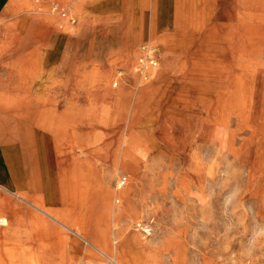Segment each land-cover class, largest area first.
I'll return each instance as SVG.
<instances>
[{"label": "crops", "instance_id": "1", "mask_svg": "<svg viewBox=\"0 0 264 264\" xmlns=\"http://www.w3.org/2000/svg\"><path fill=\"white\" fill-rule=\"evenodd\" d=\"M247 8L250 17L264 1L0 0V249H76L72 264H102L99 253L114 264H167L170 242L149 245L128 223L111 245L116 217L136 215L133 181L118 191L126 204L112 202L116 170L136 179L141 163L129 120L159 84L138 92L132 66L152 44L161 63L153 74L175 71L195 45L236 31Z\"/></svg>", "mask_w": 264, "mask_h": 264}, {"label": "rangeland", "instance_id": "2", "mask_svg": "<svg viewBox=\"0 0 264 264\" xmlns=\"http://www.w3.org/2000/svg\"><path fill=\"white\" fill-rule=\"evenodd\" d=\"M244 13L236 31L195 45V55L177 57L176 70L168 74H153L156 66L142 71L147 44L142 45L132 86L139 92L159 84L145 93L142 116L129 120V144L141 163L136 179L116 170L112 202L117 208L126 204L115 202L122 198L116 181L126 174L125 186L133 181L136 215L116 217L111 245L121 224L128 223L149 245L164 248L170 242L162 251L167 264L175 254L181 264H264V11ZM182 60L188 61L187 70L178 66ZM100 219L93 216V222ZM60 250L65 263L56 258ZM0 251L4 264H34L46 256L48 264H72L66 258L76 255V249L60 248L12 257L9 249ZM99 254L102 264H114Z\"/></svg>", "mask_w": 264, "mask_h": 264}, {"label": "built area", "instance_id": "3", "mask_svg": "<svg viewBox=\"0 0 264 264\" xmlns=\"http://www.w3.org/2000/svg\"><path fill=\"white\" fill-rule=\"evenodd\" d=\"M143 51H144V54L141 57V69L143 72H146V69L148 67L157 65L158 53L153 51V49L149 46V44H147L146 46H143ZM127 180L128 178L126 174L120 175L116 181V187H118L119 189L124 187L127 184ZM116 202L120 203L121 199L118 197L116 199ZM6 224H7L6 218L0 216V226H4ZM144 232L146 234H150L151 233L150 227H145Z\"/></svg>", "mask_w": 264, "mask_h": 264}, {"label": "bare ground", "instance_id": "4", "mask_svg": "<svg viewBox=\"0 0 264 264\" xmlns=\"http://www.w3.org/2000/svg\"><path fill=\"white\" fill-rule=\"evenodd\" d=\"M121 192H123V191H121ZM121 192H120V193H121Z\"/></svg>", "mask_w": 264, "mask_h": 264}]
</instances>
